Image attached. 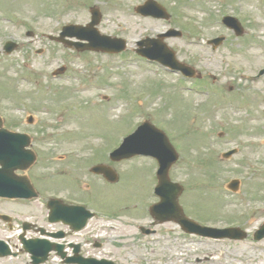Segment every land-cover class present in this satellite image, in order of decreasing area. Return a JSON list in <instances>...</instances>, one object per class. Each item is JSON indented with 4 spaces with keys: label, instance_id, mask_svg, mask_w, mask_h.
Returning <instances> with one entry per match:
<instances>
[{
    "label": "rangeland",
    "instance_id": "374dc122",
    "mask_svg": "<svg viewBox=\"0 0 264 264\" xmlns=\"http://www.w3.org/2000/svg\"><path fill=\"white\" fill-rule=\"evenodd\" d=\"M144 1L0 0L4 127L31 135L37 161L26 175L36 187L46 195L91 199L94 212L118 224L116 231L104 229L96 236L121 264H264V240L252 239L264 223V212L258 211L264 208V75L257 78L264 70V0L258 6L255 0H156L169 13L168 21L136 14ZM92 6L102 15L99 32L126 41L119 56L75 53L44 36H56L64 25H86ZM228 15L241 16L242 36L220 24ZM169 29L182 37L165 39L166 45L203 81L185 84L209 95L183 89L179 74L134 53L136 42ZM220 36L224 41L212 50L207 40ZM7 41L18 45L11 55L2 51ZM62 67L64 73L51 79ZM24 75L36 79L40 89L22 81ZM82 85L87 91H76ZM215 90L219 97L211 94ZM144 121L162 130L178 154L169 178L183 186L179 203L187 216L217 227L237 225L247 232L246 240H197L172 223L157 227L155 236L140 234L137 225H148L147 208L155 199L154 162L136 157L111 163L107 153ZM231 149H237L234 156L221 157ZM101 161L117 172L119 183H101L89 172ZM233 178L241 183L237 194L225 189ZM13 209L42 225L40 202Z\"/></svg>",
    "mask_w": 264,
    "mask_h": 264
},
{
    "label": "water",
    "instance_id": "95a60500",
    "mask_svg": "<svg viewBox=\"0 0 264 264\" xmlns=\"http://www.w3.org/2000/svg\"><path fill=\"white\" fill-rule=\"evenodd\" d=\"M151 5L155 7L154 10H156L153 13V16L168 18L164 10L152 0H148L145 7L140 8V11L145 14H150L148 8H151ZM90 12L92 14L91 22L86 27H72L71 29L75 30L77 34H74L72 32L68 33L66 32L67 28H64V33L62 34V36H75L81 41L88 42L89 44L80 46L81 48L79 49L81 50L89 49L110 53L123 51L125 48L124 41L112 40L109 37L100 36L95 29V26L99 24L101 19V15L98 9L92 8ZM224 22L228 26L233 27L236 31H238V25L235 22L228 19H225ZM79 33L80 35H78ZM171 34L179 35L176 32H172ZM239 34L240 32H237V35ZM163 37L166 36H159V40L157 41L145 40L143 42H140L138 45L145 46L146 49L144 50L141 48L139 51H137V53L149 59H158V61H160L162 64L169 66L172 69L180 70L186 75H194V72L190 68L176 62L174 59V54L170 52L164 44H161L160 41ZM220 41L221 39L214 41V43L218 44ZM75 46L77 47L78 45ZM11 49L12 48L10 46L7 49V52L9 53ZM156 55H159L160 58ZM146 131L149 132V136H146ZM4 136L9 137L10 135L5 133ZM12 138L14 141V162L8 163L7 148L3 151H0V165L2 166V168L0 169V197L32 198L34 197V194L31 191L32 188L30 187L28 180L24 177H13L12 172L17 169L26 170L33 164V162L35 161V157L30 151H24V147L29 144V139L26 136L13 135ZM137 154L152 155L157 158L160 164L159 186L156 189V193L161 197V202L150 208V212L153 217L159 219L160 222L174 221L187 232H195L213 238L227 237L231 239H243L245 237V235L237 229L220 231L199 228L185 219L184 215L182 214V210L177 202L178 196L181 194L182 189L175 184L168 183L167 180V171L170 165H172L176 161L177 156L174 153L172 147L169 145L166 137L161 132L151 127L149 124H144L136 133L126 138L121 148L113 153L112 159L121 160ZM92 172L103 174L109 181H115L112 172L105 167H95L92 169ZM234 187L235 184L233 183L232 189H234ZM52 216L53 219L56 218L55 213H53ZM263 236L264 228H262L260 234L256 236V239H261ZM41 248V245L33 246L31 248V253H34L33 249H38V252L40 253V251H42ZM43 260L44 259L35 262V264H38Z\"/></svg>",
    "mask_w": 264,
    "mask_h": 264
},
{
    "label": "flooded vegetation",
    "instance_id": "af4514ba",
    "mask_svg": "<svg viewBox=\"0 0 264 264\" xmlns=\"http://www.w3.org/2000/svg\"><path fill=\"white\" fill-rule=\"evenodd\" d=\"M83 191V190H81ZM57 200L54 202L58 217V221L53 224H49L47 221L48 212L51 210L49 204L52 199ZM87 201L89 199H86ZM86 200L80 201L66 195L57 194L55 197H48L46 199H41V210L43 214V219L41 227H37L35 222L29 224L28 232L24 234L27 240L41 236L43 239L48 240L56 245L60 246L58 253L52 254L48 262L55 260L54 264H80L85 260L90 259H105V257H98L94 254V250L98 251L104 250V244L99 239H95L92 234L91 224L95 218H91L88 221L85 228L80 231H76L69 221L76 220V225L79 224L81 213L77 211L76 214H73V210L68 209V206L81 204L84 207L86 205ZM21 202L17 201L16 205L9 200H0V211L6 212L8 218H2L0 216V222L2 220H7L5 224H2L3 228L8 229V235L2 236L6 243L10 246L13 252H15V257L0 258V264H30L27 254L25 255L20 247L18 236H15V233L19 231V228H22L24 221L28 220L26 217H21L18 213L15 214L14 207H22ZM31 204V202H29ZM23 208V207H22ZM80 213V214H79ZM67 216V217H64ZM78 215V217H76ZM30 218V217H29ZM69 222V223H68ZM6 225V226H5ZM157 233V230L154 231ZM110 253V252H108ZM113 253H116L115 251ZM109 259V258H107Z\"/></svg>",
    "mask_w": 264,
    "mask_h": 264
},
{
    "label": "bare ground",
    "instance_id": "6f19581e",
    "mask_svg": "<svg viewBox=\"0 0 264 264\" xmlns=\"http://www.w3.org/2000/svg\"><path fill=\"white\" fill-rule=\"evenodd\" d=\"M256 61H259V59L256 57V58H254Z\"/></svg>",
    "mask_w": 264,
    "mask_h": 264
}]
</instances>
